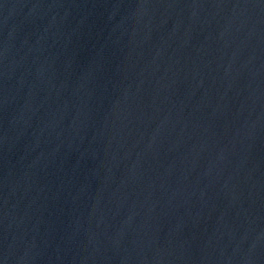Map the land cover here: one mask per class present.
Masks as SVG:
<instances>
[{
  "label": "water",
  "instance_id": "95a60500",
  "mask_svg": "<svg viewBox=\"0 0 264 264\" xmlns=\"http://www.w3.org/2000/svg\"><path fill=\"white\" fill-rule=\"evenodd\" d=\"M0 264H264V0H0Z\"/></svg>",
  "mask_w": 264,
  "mask_h": 264
}]
</instances>
